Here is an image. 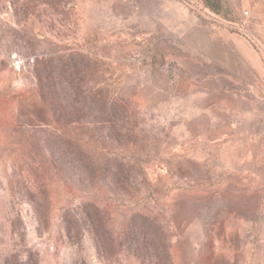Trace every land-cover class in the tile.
Masks as SVG:
<instances>
[{
  "label": "rangeland",
  "instance_id": "1",
  "mask_svg": "<svg viewBox=\"0 0 264 264\" xmlns=\"http://www.w3.org/2000/svg\"><path fill=\"white\" fill-rule=\"evenodd\" d=\"M208 1L69 0L31 14L0 0V264H157L73 220L66 231L63 208L88 188L75 171L55 172L44 211L31 203L30 155L44 147L26 60L50 47L88 54L93 86L128 112L122 141L61 131L145 160L150 189L136 177L89 188L112 233L143 210L164 225L170 264H264V0Z\"/></svg>",
  "mask_w": 264,
  "mask_h": 264
},
{
  "label": "trees",
  "instance_id": "2",
  "mask_svg": "<svg viewBox=\"0 0 264 264\" xmlns=\"http://www.w3.org/2000/svg\"><path fill=\"white\" fill-rule=\"evenodd\" d=\"M12 4H19L22 9L31 14L35 13V6L43 5V10H57L60 3L69 0H10ZM209 5L208 0H204ZM49 7H51L49 9ZM212 8V7H211ZM215 10L214 8H212ZM31 41L37 39V33L32 32ZM69 48V47H68ZM28 81L33 96L32 118L33 128H42L40 143L44 149L31 153L30 159H37L40 169L35 177L37 183L32 188V201L36 208L44 211L49 204V187L55 172L64 171V179L74 175L80 184L88 185L85 196L72 207L63 208V226L66 231L71 230L72 221L80 223L83 230L93 234L96 243L110 246L113 250L125 249L134 253L144 249L142 255H154L157 264H170V244L168 233L161 222L145 211H135L130 214L124 231L115 236L107 226L106 209L98 205L95 198L89 194L97 181L113 183L119 191L125 190V183L139 178L145 188L150 189L143 160L135 151H129L130 156L110 149L97 151L98 145H90L82 136H77L69 129H110L104 138L111 140L112 136L122 141L123 134L119 128L127 119V110L120 102L112 99L108 91L96 89L92 83V59L78 50L63 52L57 47H50L42 51V55H35L30 61L26 60ZM63 102V103H62ZM69 129H62V124ZM127 122V121H126ZM90 130V131H91ZM100 135V133H96ZM114 134V135H112ZM93 138L96 135H92ZM88 136V139H92ZM32 163H34L32 161ZM40 166V167H39ZM151 196V194H150ZM152 197V196H151ZM153 198V197H152ZM65 211V212H64ZM150 245L151 250L148 249Z\"/></svg>",
  "mask_w": 264,
  "mask_h": 264
},
{
  "label": "crops",
  "instance_id": "3",
  "mask_svg": "<svg viewBox=\"0 0 264 264\" xmlns=\"http://www.w3.org/2000/svg\"><path fill=\"white\" fill-rule=\"evenodd\" d=\"M218 136V135H217Z\"/></svg>",
  "mask_w": 264,
  "mask_h": 264
}]
</instances>
